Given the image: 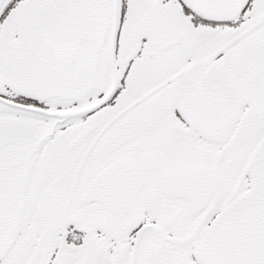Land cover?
<instances>
[{
  "label": "snow or ice",
  "instance_id": "obj_1",
  "mask_svg": "<svg viewBox=\"0 0 264 264\" xmlns=\"http://www.w3.org/2000/svg\"><path fill=\"white\" fill-rule=\"evenodd\" d=\"M0 264H264V0H0Z\"/></svg>",
  "mask_w": 264,
  "mask_h": 264
}]
</instances>
